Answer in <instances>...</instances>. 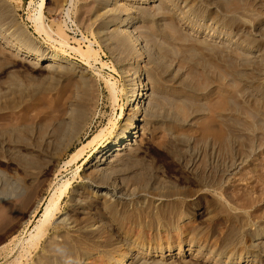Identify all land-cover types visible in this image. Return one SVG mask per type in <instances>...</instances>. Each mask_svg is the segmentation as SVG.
I'll list each match as a JSON object with an SVG mask.
<instances>
[{
  "label": "rangeland",
  "instance_id": "rangeland-1",
  "mask_svg": "<svg viewBox=\"0 0 264 264\" xmlns=\"http://www.w3.org/2000/svg\"><path fill=\"white\" fill-rule=\"evenodd\" d=\"M39 1L0 0L1 34L14 47L13 38L81 65L78 53L36 31L29 4ZM45 16L72 46L94 43L103 65L92 64L115 82L118 99L92 69L47 72L0 42V264L15 263V243L28 239L51 190L67 180L63 217H80L75 191L88 207L98 190L125 203L109 217L97 207L96 218L79 224L101 228L78 234L55 225L57 212L31 264H104L110 256L119 264L128 254L132 264H228L231 255L238 264L243 250L264 264V0H49ZM126 16L129 28L112 26ZM126 29L136 42H124ZM139 75L151 95L147 125L134 138L140 154L95 178L87 169L103 147L88 143L125 128L127 84ZM84 144V160L72 161ZM168 230L175 252L181 236L194 252L147 256L167 246Z\"/></svg>",
  "mask_w": 264,
  "mask_h": 264
},
{
  "label": "bare ground",
  "instance_id": "bare-ground-1",
  "mask_svg": "<svg viewBox=\"0 0 264 264\" xmlns=\"http://www.w3.org/2000/svg\"><path fill=\"white\" fill-rule=\"evenodd\" d=\"M49 0H40L37 3L30 2L29 8L32 9L30 19L33 22L34 26L36 27V31L39 34L46 35L48 38L52 39L54 42L60 43L64 47H69L72 51L78 53L82 57V64L74 63L70 58L62 56L56 52H51L45 49L33 47L30 44H17V40L13 38L12 40L16 42V47H14V44L7 40L0 31V42L3 44L6 48L12 49L16 51L18 54L24 55L27 57L30 61L34 63V65L41 66L40 68L44 71L50 72V71H56V69L62 67V65H73V66H79L84 67L85 69H92V73L95 76L102 77L103 76L96 71L94 65L92 62L94 61L96 64H100L102 62L99 61L97 58L98 53L97 50L93 47V42L89 41V44L85 47H78V46H72L68 41V35L66 37L62 36L63 32L56 33L51 26H49L46 23V16L45 11L47 9ZM129 1V0H127ZM140 4L149 3L151 0H139ZM116 6V5H115ZM127 10L135 9L131 5H126ZM113 11V10H111ZM68 16L69 14L66 13ZM131 19L129 16H126V19L121 18L118 21V24L112 25V26H118V28H129L131 25ZM217 32V31H216ZM124 33V42L127 44H131L133 42H136V37L129 32V29L123 30ZM56 37V38H55ZM78 41V40H77ZM238 46H243L245 50H249L250 44H244L240 43L239 40H237ZM142 48L138 47L137 54L142 55ZM258 52L255 53V58H258ZM103 65V63H102ZM126 74V73H125ZM104 79V78H103ZM105 83L112 95V98L116 102L117 97V88L115 82L112 80H105ZM146 84L143 82V79H141V75H139L138 79L130 80L129 84H127L126 88V95H127V105L130 109L131 115L128 118V123L125 125V128L120 130L116 135H110L105 134L104 131H102L99 135H97L92 141H89L88 146H93L96 143V140L99 139L100 146L103 147V150L98 151L99 156L97 157L96 162L92 163L90 167L87 170H90L92 175H97L96 177H101L103 171H106V169L111 166V169H119V167L125 165L127 162H129L132 158L137 157L138 154H140V151L138 152V148L136 149L138 145V141L135 140V137L137 134H139V130L143 131V127L146 124L147 116L149 115V108L146 103V101L149 100L151 95H148V91L150 89H146ZM123 112L121 114V117L123 116ZM140 123L143 125L141 126ZM107 137L108 140H106ZM86 145L84 144L81 148H78L75 153L72 155V161H83L85 156V149ZM92 152L89 153V158L86 161V163H89L90 160L93 158V155H91ZM97 153V152H96ZM78 173V172H77ZM76 173V174H77ZM96 173V174H94ZM73 188V184L71 180H67L62 182L61 184H57L56 187H54L48 198H46V202L44 205V210L40 215V218L37 220V224L35 225L32 232L29 234L28 239L24 242H16L15 247L20 246L21 254H19L18 259H16L14 264H31L30 261L32 259V251H37L40 247V244L45 239L47 235V231L50 228V225L56 216L57 212L60 211V205L62 201L68 196L69 192ZM100 189V188H98ZM96 194V199L94 201H90V205L86 204V197L85 193L83 191H75L73 194V202L74 209L73 213L75 216L80 217H72L71 215L63 217V214L59 212L61 215V219L57 220L55 222V225L60 228H64L68 232L72 234H78L81 231H96L99 228H101L100 221H96L95 223H92L89 225V223L86 225V227L79 224L82 220L84 221H91L93 218H96L98 213L96 211V208L99 207L101 210L107 211L111 206H113L116 203L124 204L126 199L121 200V197L116 196L115 193H111V191H103L98 190L96 192H93ZM164 201L163 198H157L156 202L162 203ZM158 205V204H157ZM110 212H106L105 214L108 215ZM111 214V213H110ZM105 216V215H104ZM109 217V215H108ZM81 220V221H80ZM99 222V223H98ZM126 237H129V232L126 233ZM262 236L264 237V229L262 231ZM172 238L173 234L170 230H168L164 236L163 239L165 242H167V246L160 247L159 249L152 248L150 251L147 252V256H153V257H160L164 260H173L176 258H180L184 255V253H192L194 252V248L196 246L190 245L188 248H183V244L185 243V238L183 236L180 238V244L178 247L177 252L174 250V246L172 245ZM259 239V238H258ZM261 239V238H260ZM140 241V238H139ZM14 242V241H13ZM194 243V242H192ZM122 249H127V245L123 244ZM13 251V250H12ZM233 255L229 256V262H232ZM116 257L110 256L103 258L104 264H114L116 261ZM238 264H249V263H258L259 258L258 254L254 250H243L238 257ZM133 254H128L123 257L122 261L119 264H132L133 262ZM228 262V264H230Z\"/></svg>",
  "mask_w": 264,
  "mask_h": 264
}]
</instances>
